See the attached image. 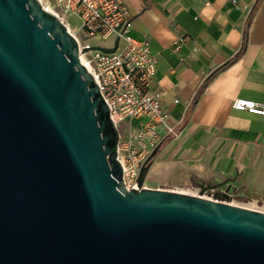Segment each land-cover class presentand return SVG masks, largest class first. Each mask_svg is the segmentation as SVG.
<instances>
[{"label":"water","instance_id":"water-1","mask_svg":"<svg viewBox=\"0 0 264 264\" xmlns=\"http://www.w3.org/2000/svg\"><path fill=\"white\" fill-rule=\"evenodd\" d=\"M119 139L65 24L0 0V264H264V211L144 186L161 144L128 190Z\"/></svg>","mask_w":264,"mask_h":264},{"label":"crops","instance_id":"crops-1","mask_svg":"<svg viewBox=\"0 0 264 264\" xmlns=\"http://www.w3.org/2000/svg\"><path fill=\"white\" fill-rule=\"evenodd\" d=\"M126 1L128 34L148 41L158 62L151 88L180 133L162 139L146 185L199 194L201 184H224L259 208L264 116L233 102L264 104V0Z\"/></svg>","mask_w":264,"mask_h":264},{"label":"built area","instance_id":"built-area-1","mask_svg":"<svg viewBox=\"0 0 264 264\" xmlns=\"http://www.w3.org/2000/svg\"><path fill=\"white\" fill-rule=\"evenodd\" d=\"M231 1L236 6L240 4V0ZM39 2L44 10L62 21L77 40L81 62L93 74L120 133L117 158L122 165L124 184L128 190L138 187L142 167L153 150L164 136L177 138L180 133L167 117L160 92L151 88L158 62L148 41L137 40L128 34L132 14L127 1ZM117 38L119 45L113 53L93 49L95 46L113 48ZM233 107L264 116V104L253 100L237 98ZM144 186H147L146 181ZM229 194L232 199L234 195ZM254 209L264 211V202Z\"/></svg>","mask_w":264,"mask_h":264},{"label":"rangeland","instance_id":"rangeland-1","mask_svg":"<svg viewBox=\"0 0 264 264\" xmlns=\"http://www.w3.org/2000/svg\"><path fill=\"white\" fill-rule=\"evenodd\" d=\"M90 40H91V42H96L95 39H90ZM205 196H211V193L210 192H207V193H205ZM229 202L234 203V204H239V205H242V204H244L246 206H249L250 205L249 204V200H243L242 198L237 197L236 195L234 197H232V199L230 198L229 199ZM261 205L262 204H259L260 207H261Z\"/></svg>","mask_w":264,"mask_h":264},{"label":"bare ground","instance_id":"bare-ground-1","mask_svg":"<svg viewBox=\"0 0 264 264\" xmlns=\"http://www.w3.org/2000/svg\"><path fill=\"white\" fill-rule=\"evenodd\" d=\"M184 192V191H183Z\"/></svg>","mask_w":264,"mask_h":264}]
</instances>
